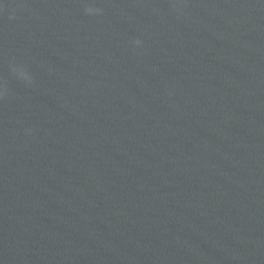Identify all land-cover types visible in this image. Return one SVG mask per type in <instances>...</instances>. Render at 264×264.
Instances as JSON below:
<instances>
[{
    "label": "clouds",
    "instance_id": "clouds-1",
    "mask_svg": "<svg viewBox=\"0 0 264 264\" xmlns=\"http://www.w3.org/2000/svg\"><path fill=\"white\" fill-rule=\"evenodd\" d=\"M22 4H17L15 7L11 8L9 11L8 19L12 20L15 19V13L17 8H22ZM171 7L173 10L180 12L181 4L178 2V0H173L171 3ZM8 10V6L6 4H0V13L5 12ZM84 13L86 15H93V14H102L103 9L102 8H96L92 6H85ZM133 44L136 46H139L142 42L139 39H136L132 41ZM10 71L13 74L14 77L17 79L24 81L26 83H31V76L29 75L28 71L23 66H17V65H10ZM4 89V91H0V98H3L7 94V85L6 83L4 85H0Z\"/></svg>",
    "mask_w": 264,
    "mask_h": 264
}]
</instances>
